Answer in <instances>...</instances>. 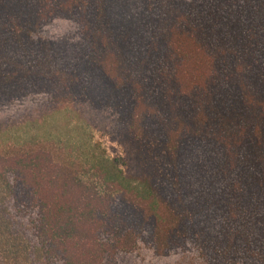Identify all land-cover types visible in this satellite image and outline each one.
I'll return each mask as SVG.
<instances>
[{
    "label": "trees",
    "instance_id": "1",
    "mask_svg": "<svg viewBox=\"0 0 264 264\" xmlns=\"http://www.w3.org/2000/svg\"><path fill=\"white\" fill-rule=\"evenodd\" d=\"M0 264H264V0H0Z\"/></svg>",
    "mask_w": 264,
    "mask_h": 264
},
{
    "label": "rangeland",
    "instance_id": "2",
    "mask_svg": "<svg viewBox=\"0 0 264 264\" xmlns=\"http://www.w3.org/2000/svg\"><path fill=\"white\" fill-rule=\"evenodd\" d=\"M63 113L50 119L40 131L45 134L59 135L62 139L73 140L76 142L92 141L94 144L98 143L101 148L106 149L107 153L112 157L118 156L122 153V147L113 142L107 133L104 126L95 121L91 116L80 113ZM33 128L25 126L19 130H14L6 137V142L16 141L18 138H23L28 132H35ZM42 132V134H44Z\"/></svg>",
    "mask_w": 264,
    "mask_h": 264
}]
</instances>
